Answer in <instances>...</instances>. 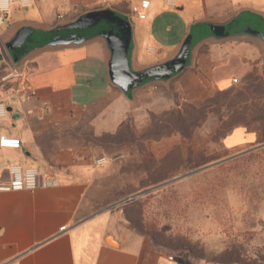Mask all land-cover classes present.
Here are the masks:
<instances>
[{
  "label": "crops",
  "instance_id": "0c3cea01",
  "mask_svg": "<svg viewBox=\"0 0 264 264\" xmlns=\"http://www.w3.org/2000/svg\"><path fill=\"white\" fill-rule=\"evenodd\" d=\"M135 3L0 0V101L7 107L0 133L21 142L17 149L0 147V182L9 181L13 163L57 182L0 190V264H203L171 258L87 214L103 163L66 129L84 125L92 135L114 133L134 114L171 103L161 83L137 85L128 94L112 83L107 61L114 30L123 28L131 38V67L144 69L170 58L193 23L242 10L264 14V0H150L143 19L131 14ZM196 51L195 68L177 75L193 103L227 87L230 76L259 55L252 41L234 39L202 42ZM224 140L230 147L255 135L239 126Z\"/></svg>",
  "mask_w": 264,
  "mask_h": 264
},
{
  "label": "rangeland",
  "instance_id": "374dc122",
  "mask_svg": "<svg viewBox=\"0 0 264 264\" xmlns=\"http://www.w3.org/2000/svg\"><path fill=\"white\" fill-rule=\"evenodd\" d=\"M258 54L227 87L196 103L185 98L179 75L161 85L170 104L134 114L118 133H93V155L106 161L86 213L171 258L264 264V57ZM239 126L255 140L226 147L225 136Z\"/></svg>",
  "mask_w": 264,
  "mask_h": 264
},
{
  "label": "water",
  "instance_id": "95a60500",
  "mask_svg": "<svg viewBox=\"0 0 264 264\" xmlns=\"http://www.w3.org/2000/svg\"><path fill=\"white\" fill-rule=\"evenodd\" d=\"M118 29L114 30L113 41L109 45L107 64L110 80L125 94H128L134 86L141 84L156 82L166 85L185 68L193 66L196 49L202 42L248 40L256 44L264 57V14L251 10H242L221 20H200L193 23L170 58L144 69L135 70L131 67V38L123 28ZM146 191L138 192L124 200Z\"/></svg>",
  "mask_w": 264,
  "mask_h": 264
},
{
  "label": "built area",
  "instance_id": "2783aa9c",
  "mask_svg": "<svg viewBox=\"0 0 264 264\" xmlns=\"http://www.w3.org/2000/svg\"><path fill=\"white\" fill-rule=\"evenodd\" d=\"M136 3L131 6L130 12L134 16L143 19L145 18L146 10L150 5V0H134ZM61 15H59L60 17ZM4 20L3 15L0 14V23ZM233 82L237 79L233 78ZM7 113L6 105L0 101V118ZM21 142L18 138L10 137L0 133V147L2 148H19ZM106 161L104 157L96 160L97 164H102ZM10 179L8 182H0V190H33L39 187H47L57 185L56 180L43 178L40 175L38 168L29 166L24 167L19 163H13L9 166Z\"/></svg>",
  "mask_w": 264,
  "mask_h": 264
},
{
  "label": "trees",
  "instance_id": "16d2710c",
  "mask_svg": "<svg viewBox=\"0 0 264 264\" xmlns=\"http://www.w3.org/2000/svg\"><path fill=\"white\" fill-rule=\"evenodd\" d=\"M130 119V118H129ZM129 119H127V120H125L120 126H119V128L117 129V131L116 132H114V133H104V134H101V135H95L94 134V136L95 137H100V136H103V135H105V134H115V133H118L119 132V130H120V128L125 124V122H127ZM88 125V124H87ZM79 128H81V129H83V132L84 133H88V136L87 137H85V135H87V134H85L84 135V133L83 132H81L80 134L78 133V132H76V131H74L75 129H79ZM90 129H89V126H88V128L85 126L84 127V125L83 126H81V125H77V126H74V127H68L67 129H66V132H67V135H68V137H71L72 139H78L79 141H84V142H86V143H88V144H90V146H91V148H93V135L91 134V132L89 131ZM93 158H99V157H95L94 155H93Z\"/></svg>",
  "mask_w": 264,
  "mask_h": 264
},
{
  "label": "bare ground",
  "instance_id": "6f19581e",
  "mask_svg": "<svg viewBox=\"0 0 264 264\" xmlns=\"http://www.w3.org/2000/svg\"><path fill=\"white\" fill-rule=\"evenodd\" d=\"M107 240H108L109 242H111L112 244H114V245L117 244L116 242H114V241L112 240V237H111V236H108V237H107Z\"/></svg>",
  "mask_w": 264,
  "mask_h": 264
}]
</instances>
